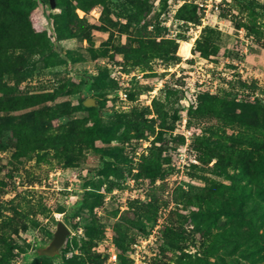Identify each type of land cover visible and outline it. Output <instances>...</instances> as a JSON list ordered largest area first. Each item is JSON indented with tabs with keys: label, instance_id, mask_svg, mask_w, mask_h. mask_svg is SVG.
<instances>
[{
	"label": "rangeland",
	"instance_id": "obj_1",
	"mask_svg": "<svg viewBox=\"0 0 264 264\" xmlns=\"http://www.w3.org/2000/svg\"><path fill=\"white\" fill-rule=\"evenodd\" d=\"M54 1V8L40 0L18 1L17 17L25 19L39 47L9 56L13 71L27 77L16 90L14 76L0 75V100L6 104L0 124L14 126L0 130V222L14 217L17 224L16 232L5 239L0 235V264H99L101 259L103 264H177L182 254L188 256L181 264H264V137L248 164L212 167L216 159L206 164L193 142L203 135L200 126L187 124L197 95L229 90L235 75L257 86L253 95L230 90L237 111L254 118L247 103L258 100L264 106V0H221L217 11L209 7L214 0H139L151 7L144 21L162 27L161 37L144 40L119 27L124 23L119 0H103L87 13L75 9L81 24L66 18L64 0ZM248 1L253 3L246 10ZM184 2L196 5L198 25L176 19ZM103 10L113 27L100 21ZM218 12L254 20L260 41ZM203 29L213 32L210 55L178 56L181 39L195 41ZM119 46L145 48L147 66L123 61ZM45 94L54 97L8 108L20 96ZM87 99L94 105L83 106ZM144 108L149 109L145 117L154 120L151 136L128 131L124 120ZM156 110L168 114L161 134ZM248 122L251 131L264 135L257 122ZM250 124L228 126L225 133L249 131ZM71 133L76 137L69 142ZM36 135L49 143L28 149L25 139ZM57 138L67 144L55 152L51 143ZM151 146L171 170L153 184L133 177ZM206 185L214 195L211 203L200 193ZM132 200L153 204L156 214L135 222L132 251L123 253L114 245L116 225L127 226ZM57 221L69 235L56 258L39 256L37 249L50 242ZM171 222L183 235L176 248L163 242ZM111 250L116 259L109 262Z\"/></svg>",
	"mask_w": 264,
	"mask_h": 264
},
{
	"label": "trees",
	"instance_id": "obj_2",
	"mask_svg": "<svg viewBox=\"0 0 264 264\" xmlns=\"http://www.w3.org/2000/svg\"><path fill=\"white\" fill-rule=\"evenodd\" d=\"M19 0H0V75L7 74L14 76L15 85L14 90L17 89L18 84L26 80V76L18 74L13 71L14 63L9 61V56L18 49L34 47L38 50V38L35 36L33 30L26 25L25 19L18 16V9L16 5ZM47 3V0H40ZM120 11L119 18L123 19L124 23L119 24L125 31L129 30L131 36L135 39L144 40L161 37L162 27L158 23L149 24L144 21V18L150 13V4L146 1L140 2L139 0H119ZM185 1V0H183ZM103 0H64V12L68 20H74L81 24V20L77 19L74 10L78 9L84 13L89 12L91 9L98 5H102ZM252 1H248L245 4L246 10H249L252 6ZM49 7V6H48ZM197 7L193 4L184 2L176 12V19L186 24L198 25L199 16L196 12ZM221 18L230 17L234 22V27L245 29L248 34H252L257 42L260 41L261 32L256 22L250 18H247L246 22L236 20L235 16H232L229 12H218ZM100 21L106 27H113V24L109 19L104 18V10L102 11ZM6 21V23H5ZM117 23V22H115ZM150 27V30L148 28ZM78 30L85 31L82 26L78 27ZM204 33L206 35L204 36ZM211 30L203 29L199 39L194 41V46L191 49L192 52H197L200 57L207 58L210 54V45L212 43ZM187 41L181 39V41ZM34 43V44H33ZM264 45V44H263ZM117 54H119L123 61L130 63L131 65L143 64L145 67L148 64V57L145 56V48L142 46L137 47H125L119 46L116 48ZM147 89V88H145ZM238 89L242 92H247L249 95H253L257 86L255 82L246 83L241 81L238 75L229 81V90H219L216 94H209L207 92L198 94L196 97V106L188 113L187 124H196L200 126L203 135L197 136L193 142L196 145L198 151L201 153L205 163L208 164L212 159H216L212 167H216L222 162L227 163L230 166H243L248 164L250 155L261 150L263 148V134H259L251 131L252 124L248 121L252 120L257 122L258 126L264 130V106L261 105L258 100L247 103L249 110L255 112V117L251 115L238 112L235 107V100L229 97L230 90ZM49 100L53 99V95H30L20 96L14 101L9 102L8 108L10 110H17L27 105H35L41 103L44 98ZM129 97L131 95L129 94ZM5 105L0 100V110L5 108ZM158 128L160 129L157 134H161V129L165 126L167 113L164 111H157ZM149 113V109L144 108L141 111L132 112L129 115L124 116L125 123L127 124V130L133 131L136 134H143L145 131L148 135L154 134L153 122L154 120H148L145 115ZM214 121L216 125L208 124L207 121ZM250 124L249 131H238L235 134L227 135L225 128L228 126H238ZM76 124H73V127ZM23 127H21L22 129ZM77 128H79L77 126ZM14 129V126L3 123L0 124V130ZM16 129V127H15ZM88 130L84 131L86 134ZM83 135V133H79ZM41 135L33 136L32 138H26V147L29 149L33 147L38 149L40 143L45 142L41 138ZM76 137L75 134L67 136L68 141ZM49 141V140H48ZM45 142L46 145L49 142ZM157 141V139L155 140ZM71 142V141H69ZM52 149L58 152L59 147L66 146L67 142L63 140L55 139L52 141ZM151 146L146 156H141L137 166V172L133 176L135 180H147L150 184H153L155 180H163L166 176L171 174L170 166H166L168 163L165 158H160V150L154 152ZM0 146V150L3 149ZM110 188H108L109 192ZM179 190V188H178ZM203 201L211 203L213 200V194L208 185L200 190ZM128 210L132 213V218H125L124 224L116 225V236L114 238V245L120 252L126 253L132 251V245L135 243V234L131 228L138 220L150 218L156 214V208L150 203H141L135 200L128 202ZM33 215L39 212H32ZM177 214V213H176ZM177 218L185 219V216L177 214ZM17 231V224L14 221V217H5L0 222V235L2 239L11 233ZM183 237L180 234L178 227L171 222L169 228H165L163 232V242L170 247H178L179 241ZM102 236L97 238L101 240ZM95 244H88V247H92ZM162 249V248H161ZM188 255L182 254L179 256L177 264H181L184 257ZM104 259H101L98 263L103 264Z\"/></svg>",
	"mask_w": 264,
	"mask_h": 264
},
{
	"label": "water",
	"instance_id": "obj_3",
	"mask_svg": "<svg viewBox=\"0 0 264 264\" xmlns=\"http://www.w3.org/2000/svg\"><path fill=\"white\" fill-rule=\"evenodd\" d=\"M47 1L49 8H54L55 1L54 0H47ZM93 105L94 102L91 99H87L83 102V106L85 107H91ZM68 235H69V230L66 228V226L62 222L57 221L55 231L52 235V239L46 245L38 248L37 254L39 256L56 258L59 253V249L63 245Z\"/></svg>",
	"mask_w": 264,
	"mask_h": 264
},
{
	"label": "bare ground",
	"instance_id": "obj_4",
	"mask_svg": "<svg viewBox=\"0 0 264 264\" xmlns=\"http://www.w3.org/2000/svg\"><path fill=\"white\" fill-rule=\"evenodd\" d=\"M194 39L189 41H180L178 44L177 55L183 59H188L191 57V45Z\"/></svg>",
	"mask_w": 264,
	"mask_h": 264
},
{
	"label": "built area",
	"instance_id": "obj_5",
	"mask_svg": "<svg viewBox=\"0 0 264 264\" xmlns=\"http://www.w3.org/2000/svg\"><path fill=\"white\" fill-rule=\"evenodd\" d=\"M220 3H221V0H214V5H213V6H212V5H209V7H210V8L213 7L214 10L217 11V10H218V6H219ZM200 6H201V5H200ZM204 7H207V6L204 5ZM209 7H208V9H210ZM206 13H207V12H206ZM115 259H116V255H115L114 251L111 250L110 253H109L108 260H109V262H112V261H115ZM137 259H138V256H136V262L138 261ZM136 264H138V263H136Z\"/></svg>",
	"mask_w": 264,
	"mask_h": 264
}]
</instances>
